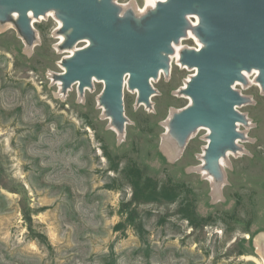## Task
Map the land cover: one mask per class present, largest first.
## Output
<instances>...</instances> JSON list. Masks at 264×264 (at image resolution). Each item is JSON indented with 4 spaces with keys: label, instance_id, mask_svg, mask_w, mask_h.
<instances>
[{
    "label": "rangeland",
    "instance_id": "obj_1",
    "mask_svg": "<svg viewBox=\"0 0 264 264\" xmlns=\"http://www.w3.org/2000/svg\"><path fill=\"white\" fill-rule=\"evenodd\" d=\"M117 1L125 16L131 2L150 15L146 0ZM32 29L27 41L0 21V264H264L258 75L235 87L248 99L237 109L248 124H239L243 138L216 175L206 167L207 130L186 142L172 133L195 76L177 55L153 79L149 106L126 82L119 129L101 104L104 83L64 91L58 80L89 43L66 48L58 14ZM195 38L187 34L178 52L200 49ZM134 166L157 183L156 201H133Z\"/></svg>",
    "mask_w": 264,
    "mask_h": 264
},
{
    "label": "water",
    "instance_id": "obj_2",
    "mask_svg": "<svg viewBox=\"0 0 264 264\" xmlns=\"http://www.w3.org/2000/svg\"><path fill=\"white\" fill-rule=\"evenodd\" d=\"M57 9L64 22L63 32L72 29L64 44L72 48L78 41L89 39L91 47L78 51L64 62L66 73L58 80L66 91L75 83L79 90L92 88L93 79L103 81L101 104L114 125L123 129L126 123L123 107L124 78L129 75L130 89H138V102L150 105L154 94L150 80L161 70L169 73L172 42H178L190 27L188 16L198 14L201 25L195 29L206 47L185 51L182 64L196 67V75L183 91L193 104L177 114L172 133L182 142L201 127L211 130L206 150V167L220 175L221 157L228 149L238 147V122H246L236 106L245 99L233 89L236 81L246 82L242 70L257 68L258 80L264 87V0H169L157 11L138 23L132 13L119 17L120 9L112 0H0V21L9 13L19 12L17 27L27 41L34 38L28 13L39 17Z\"/></svg>",
    "mask_w": 264,
    "mask_h": 264
},
{
    "label": "bare ground",
    "instance_id": "obj_3",
    "mask_svg": "<svg viewBox=\"0 0 264 264\" xmlns=\"http://www.w3.org/2000/svg\"><path fill=\"white\" fill-rule=\"evenodd\" d=\"M147 1V6H153V5H157L158 3L160 4V3H167L169 0H146ZM112 3L115 5V6H117L118 7V1L117 0H112ZM131 5L132 4H128V6H127V8L128 7H131ZM59 13V11L57 10V9H50V10H48L45 14H41L39 17H37V16H35V14H34V12L32 11V10H30L29 11V13H28V16H29V20H30V23H31V27H34V24H35V22L40 18V20H42V19H44L45 18V16L46 17H49V16H51V15H54V14H58ZM192 16H194V19L196 20V22L194 23V24H192V26H197V27H199L200 25H201V19H200V16L198 15V14H194V15H189L188 16V21H189V25H190V27H191V23H190V18L192 17ZM9 18H10V20H11V22H13V23H15V24H17V22H18V20H19V12L18 11H13V12H10L9 13ZM60 25H61V28L63 29V27H64V22L60 19ZM71 33H72V29H69L68 31H66V32H63V34L61 35V41H62V43H66V41L68 40V37L71 35ZM187 34H190L189 32H187V29L185 30V36H187ZM185 36H183V37H181L180 38V40L178 41V42H176V41H173L172 42V48H173V52L172 53H166V52H164L163 53V56L164 57H167L168 59H169V64H170V68H171V66H172V63H171V56L172 55H177L178 57H179V55H178V44L182 41V39L185 37ZM196 39H198L197 37H196ZM84 41H87L88 43H89V45H88V47H91L92 46V42L89 40V39H85ZM80 42H83V40H80V41H78L75 45H77L78 43H80ZM74 45V46H75ZM73 46V47H74ZM200 49H198V50H196L197 52H199V51H201L202 49H204L205 47H206V44H205V42H201L200 43ZM72 47V48H73ZM71 48V49H72ZM180 58V57H179ZM180 62L182 63V58H180ZM183 65V64H182ZM65 70H66V68H65ZM165 71L164 70H161L160 72H159V74H158V78L161 76V74H163ZM60 81V80H59ZM96 81H100V80H97L96 78H94L93 79V83L94 82H96ZM127 81H129V75L127 74L126 76H125V78H124V86H125V84H126V82ZM152 81H153V79H151L150 80V83H151V85H152ZM61 82V84H62V88H63V82L62 81H60ZM100 82H102V83H104L103 81H100ZM75 84H78V83H75ZM74 84V85H75ZM128 84H129V82H128ZM189 84V83H188ZM187 87H188V85H187ZM187 87H186V89H187ZM234 87V86H233ZM130 88V87H129ZM86 89H90V88H85V90ZM235 89V88H234ZM134 93H136L137 95H138V99H139V96H140V92H139V90L138 89H131ZM153 97V94L151 95V98ZM244 97V96H243ZM151 98H150V102L152 101L151 100ZM189 98V100H190V102H191V105L193 104V99L189 96L188 97ZM245 98V97H244ZM246 99V98H245ZM143 105H146L145 103H143ZM237 110V109H236ZM110 117V116H109ZM111 119H112V117H110ZM245 119H246V117H245ZM246 122H238L237 123V125H236V127H237V131H238V126H239V124H243V125H245V124H248V122H247V119L245 120ZM198 130H207L209 133H210V135H211V130L209 129V128H206V127H201V128H199ZM239 133V132H238ZM239 140H240V138H237L236 139V141H235V143H236V145L238 144V142H239ZM210 141V140H209ZM233 152H235V151H233V150H231V149H228L227 151H226V154L223 156V157H221V159H220V163H219V165H220V167H222L223 166V164H224V161H225V156H229V155H231V153H233Z\"/></svg>",
    "mask_w": 264,
    "mask_h": 264
},
{
    "label": "trees",
    "instance_id": "obj_4",
    "mask_svg": "<svg viewBox=\"0 0 264 264\" xmlns=\"http://www.w3.org/2000/svg\"><path fill=\"white\" fill-rule=\"evenodd\" d=\"M132 177L136 179L132 183L134 187L133 201L138 204H147L156 201L157 198V183L151 178H145L141 170L134 166L131 169ZM154 187V189L152 188ZM191 224H194V219L188 218Z\"/></svg>",
    "mask_w": 264,
    "mask_h": 264
},
{
    "label": "flooded vegetation",
    "instance_id": "obj_5",
    "mask_svg": "<svg viewBox=\"0 0 264 264\" xmlns=\"http://www.w3.org/2000/svg\"><path fill=\"white\" fill-rule=\"evenodd\" d=\"M129 4H132L131 5V7H128V9H130V12H131V10L132 11H134V14H133V16H134V19L138 22V23H141L142 22V20L144 19V17H143V15H144V13L141 11V9H140V7L137 5V3L136 2H131V3H129ZM158 5H159V3L155 6V5H153V6H147V3H146V7H147V9L148 10H150V14L151 13H155L156 11H157V8H158ZM126 12V10H121L120 11V13H119V17L120 18H124L125 17V13ZM192 19H194V18H192ZM196 22V20L194 19V22H192V24H194ZM193 28L194 29H192L191 30V27H189V28H187V32H189L191 35H192V33L195 35V37H197V38H199V36L197 35V33L195 32V29L196 28H198L197 26L195 27V26H193ZM196 39V38H195ZM182 41H183V39H182ZM198 50V49H197ZM183 53L184 52H182L181 54L178 52V55H179V57L180 58H182L183 57ZM192 70H194L195 71V75H196V72H197V68L196 67H194V68H192ZM250 73H254V74H257L258 75V78H259V76H260V70L259 69H257V68H252L251 70H246V69H243L242 70V74H243V76L245 77V79L247 80V76L248 75H250ZM162 75V74H161ZM153 82V81H152ZM246 83V82H245ZM245 83H243L242 81H236L235 82V84L233 85L234 87H233V89L236 87V86H238V85H240V84H245ZM258 85H261V82L258 80ZM235 90V89H234ZM242 95V94H241ZM243 96V95H242ZM186 97L188 98L189 96L188 95H186ZM153 98V97H152ZM152 98H151V100H152ZM246 98V97H245ZM189 99V98H188ZM247 99V98H246ZM238 107L239 106H236V109H238ZM245 125H247V124H245Z\"/></svg>",
    "mask_w": 264,
    "mask_h": 264
}]
</instances>
